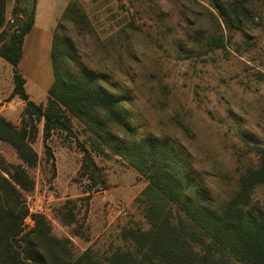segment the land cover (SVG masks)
Segmentation results:
<instances>
[{
    "label": "rangeland",
    "instance_id": "rangeland-1",
    "mask_svg": "<svg viewBox=\"0 0 264 264\" xmlns=\"http://www.w3.org/2000/svg\"><path fill=\"white\" fill-rule=\"evenodd\" d=\"M69 1L36 0L42 26L31 48L24 45L18 67L29 98L45 103L53 79L52 34L62 23L60 31L83 63L127 89L140 130L173 138L215 201H227L243 170L257 164L258 156L246 145L264 146V0L254 1L255 13L241 32L221 22L214 0H78L91 25L88 32L61 20ZM13 6L14 0H7L10 21ZM214 30L223 35L222 49L211 50L203 40ZM11 90V67L0 59V115L18 125L23 102L17 97L3 102ZM71 120L75 138L54 134L49 141L53 169L45 164L39 131L32 144L39 162L27 168L34 187L22 195L30 213L44 215L52 233L69 238L76 254L88 248L102 254L121 245L123 228L147 227L137 202L147 182L106 145L105 156L93 151L91 133ZM77 143L101 168L104 186L87 192ZM0 156L7 164L20 163L1 141ZM66 200L76 201V225H64L56 214ZM253 203L264 209V184L255 189ZM25 225L32 226L29 218ZM73 229L82 234L74 235Z\"/></svg>",
    "mask_w": 264,
    "mask_h": 264
},
{
    "label": "trees",
    "instance_id": "trees-1",
    "mask_svg": "<svg viewBox=\"0 0 264 264\" xmlns=\"http://www.w3.org/2000/svg\"><path fill=\"white\" fill-rule=\"evenodd\" d=\"M254 1L214 0L213 6L227 29L241 32L255 13ZM35 7L36 0H14L10 21L7 0H0V59L11 67L12 83L3 102L17 97L24 104L18 125L0 115V141L20 161L7 164L0 156V264H264V209L253 203L255 189L264 184V146L246 145L258 156L257 164L247 166L230 198L217 203L185 149L168 135L140 130L129 109L132 97L127 89L83 63L60 31L62 23L52 34L53 79L45 103L34 102L18 67L25 37L35 23ZM61 20L92 31L78 0L68 2ZM216 26L220 28L217 21ZM203 40L211 50L224 48L217 30ZM72 117L91 133L88 142L93 151L105 156L102 145H106L147 182L137 198L147 227L123 228L121 245L102 254L91 248L76 254L69 238L52 233L44 215L30 213L22 195L34 187L27 168L39 162L32 147L39 131L45 164L53 169L49 141L54 134L75 138ZM77 146L87 192L104 186L103 173L90 151L80 143ZM76 206V201L66 200L57 209L64 225L77 224ZM27 218L30 228L25 225ZM72 232L82 234L78 229Z\"/></svg>",
    "mask_w": 264,
    "mask_h": 264
},
{
    "label": "crops",
    "instance_id": "crops-1",
    "mask_svg": "<svg viewBox=\"0 0 264 264\" xmlns=\"http://www.w3.org/2000/svg\"><path fill=\"white\" fill-rule=\"evenodd\" d=\"M41 26L38 25V21H37V11H36L34 26H33L32 30L25 37L24 44H23V49H24V45L26 47H28L29 49L31 48V43H32V41H35V39L37 37V34L40 31L39 27H41ZM51 29L52 28H50V32H51ZM45 34H46V32H44V31H42L41 34H39L40 35V38H42V41L41 42H44V40H45L44 35ZM50 38H51V34L49 35V41H50Z\"/></svg>",
    "mask_w": 264,
    "mask_h": 264
}]
</instances>
